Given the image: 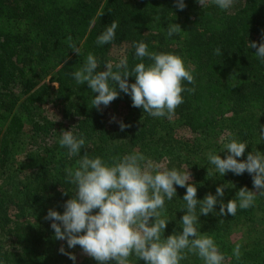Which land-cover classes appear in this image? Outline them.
Returning a JSON list of instances; mask_svg holds the SVG:
<instances>
[{
  "label": "trees",
  "instance_id": "16d2710c",
  "mask_svg": "<svg viewBox=\"0 0 264 264\" xmlns=\"http://www.w3.org/2000/svg\"><path fill=\"white\" fill-rule=\"evenodd\" d=\"M184 2L186 7L180 10L177 0H0V165L25 126L33 136L31 149L18 169L25 172V183L0 186V229L12 221L5 213L12 206L17 209L16 220L34 219L30 224L32 233L18 238L0 237V264L68 263L59 251L63 241L54 238L52 221L45 219L50 208L62 213L64 202L73 196L72 192L63 194V189L74 188L65 179L64 169L74 166L79 157L70 158L67 148L60 147L62 130H70L78 138L84 136L86 145L81 155L86 150L89 156H100L109 163L113 156L135 151L152 161H166L168 169L175 163L179 168L192 158L195 166L190 182L197 187L198 200L208 193L215 195L217 186L223 184L228 185L222 197L225 202L235 198L240 187L255 190L250 174L229 171L222 177L206 157L210 151L222 158L228 154L227 150L220 151L226 142L220 119L227 114H231L230 124L234 126L232 136L248 143L237 159L246 160L252 150L264 153L259 130L247 119L251 112L264 114V63L257 59L256 49L248 46L251 41L261 42L264 0H234L227 10L211 0L205 8L198 0ZM113 21L118 24L115 39L98 45L97 37ZM170 21L182 29L172 37L167 36ZM69 34L80 48V55L68 48L65 39ZM134 41H143L152 52L176 54L186 68L193 70L195 83L182 81V86L195 88V92L181 93L183 103L170 119L154 118L142 108L133 107L131 96L120 91L117 84L119 112L114 120L106 122L103 105L100 110L91 107L98 93H92L87 82L78 85L72 76L89 53L100 64L97 70H106V56L114 48L118 58L113 63L127 56L131 70L141 62L135 57ZM216 48L221 49V55L214 53ZM143 62L152 63L148 58ZM128 80L134 83L135 77L129 76ZM43 102L61 104V120L45 115ZM121 121L127 125L123 131ZM176 125L188 129L193 137L176 135ZM175 187L176 196L165 200V215L170 219L165 237L174 230L182 231L179 220L187 211L180 210L185 204L182 198L186 187ZM219 206L215 205L216 212ZM199 221V231L214 239L225 256L224 264H264V243L258 233L250 236L251 232H245L247 236L237 242L229 237L230 226L235 223L248 229L264 226V196H258L248 209L238 208L235 216L201 214ZM237 243L242 253L239 261L233 256ZM130 259L132 264H145L135 257ZM85 264L99 262L91 258ZM181 264L204 262L189 254Z\"/></svg>",
  "mask_w": 264,
  "mask_h": 264
},
{
  "label": "clouds",
  "instance_id": "9594fccd",
  "mask_svg": "<svg viewBox=\"0 0 264 264\" xmlns=\"http://www.w3.org/2000/svg\"><path fill=\"white\" fill-rule=\"evenodd\" d=\"M202 8L208 0H198ZM211 3L227 10L234 0H211ZM176 7L183 10L184 0H177ZM118 24L113 21L98 37L96 43L104 45L115 39ZM177 23L169 22L167 36L172 37L181 31ZM68 48L80 55V48L69 34L65 39ZM254 48L257 59L264 63V33L261 42H248ZM135 57L141 62L129 70L127 56L118 62H106V70L98 71L100 65L92 53H89L82 67L72 73L76 83L87 82L92 93H98L91 100V107L97 110L108 106L118 98L119 90L131 96L132 106L142 108L144 113L154 118H171L175 109L183 103L182 92H195V88L185 89L182 81L194 84L193 70L186 68L183 59L173 53L152 52L143 41L133 42ZM221 55V49L214 50ZM143 58L152 63L146 65ZM134 76L135 82L129 83L128 77ZM112 82L111 85L109 82ZM90 107V108H91ZM113 119H115L113 117ZM56 121V120H55ZM54 121V122H55ZM120 130L127 125L119 122ZM260 141L264 140V128L259 130ZM220 151L227 150L226 158L216 152H208L207 160L215 167L216 172L224 177L231 171L235 175L245 172L251 175L253 188L240 187L235 198L225 202V188L219 185L215 195L208 193L203 199H197V187L191 183V173L155 163L143 153L135 151L130 154L111 157V163L102 157H91L85 150V138H78L70 130H62L58 143L67 148V155L79 157L75 165L64 169L65 179L74 186L72 191L63 189V194L72 192L73 196L64 202L61 213L50 208L45 219L51 220L54 238L67 242L68 248L80 246L83 253L95 259L99 264H132L131 257L145 261V264H181L189 254L198 256L204 264H224L225 256L220 252L211 236L199 231V216L210 213L217 216H235L237 209H248L254 206L258 196H264V153L248 152L246 160H238L246 150L247 142H240L228 134L222 138ZM209 171L207 176H209ZM186 187L182 198L186 209L179 220L182 231H173L164 236L167 223L165 200L171 201L176 196V187ZM232 187H235L232 184ZM218 197L221 198L218 200ZM219 203V211L215 205ZM197 207L199 211L197 212ZM96 210V211H94ZM154 218V219H152ZM60 253L75 261L76 255L66 251L63 245ZM233 256L241 259V245L233 248Z\"/></svg>",
  "mask_w": 264,
  "mask_h": 264
},
{
  "label": "rangeland",
  "instance_id": "374dc122",
  "mask_svg": "<svg viewBox=\"0 0 264 264\" xmlns=\"http://www.w3.org/2000/svg\"><path fill=\"white\" fill-rule=\"evenodd\" d=\"M117 49L114 48L112 51H110L107 56L106 60L107 62L111 61L114 62L118 58ZM41 108L45 115L48 117L55 119V120H61L62 118V112L61 104H53L52 102H43L41 105ZM103 111L105 112L106 116V122H109L111 120H114L113 117L117 116V111L119 112V104L114 100L111 102L108 106H103ZM117 113V114H116ZM248 122L251 124H255L257 130H260L261 128H264V114L260 111L257 112H251L247 115ZM231 120V114H227L226 116L222 117L220 119V126H221V135L224 137H227L228 134L233 135V128L230 124ZM3 124H0V141L3 136ZM176 135L178 136H184V137H193V134L186 128L182 126L176 125ZM259 134V133H258ZM32 133L30 132V129L28 126H25L23 129V134L20 136L16 143L10 145L9 147V153L6 157V160L0 165V186H4L5 184H11L12 186H20L25 183V172H20L18 169L21 166V164L24 161L25 154L31 149V141H32ZM260 139V136H259ZM264 141V140H261ZM86 145V144H85ZM162 148L160 150V155L163 154L165 151ZM177 151H181L180 149H176ZM155 163H160L164 166H166V161L163 160H155L153 161ZM194 161L192 158H188L178 167L175 165L171 166L170 168H178L177 170L185 171L188 169V171L191 173V177L194 176ZM176 186V185H174ZM178 186V185H177ZM180 188V186H178ZM16 212L17 209L12 206V208L5 209V213L11 216L12 221L4 228L0 229V237L1 236H9L12 238H18V236H24L27 233H32L33 229H30V224L34 223V219L29 217L27 220L19 221L16 220ZM16 220V221H15ZM14 221V222H13ZM13 222V223H12ZM259 230V231H258ZM230 239L232 242H237L244 237L247 236V234L250 236L258 233L259 240L264 243V226H257L255 229H248L244 228L240 223H235L230 226ZM247 232V234L245 233ZM4 234V235H3ZM61 245L64 246L66 251L72 252L76 255V260L73 261L69 259L67 255L64 254V258L68 261L67 264H85L87 260L91 259L88 255L84 254L82 249L79 245H77L74 248H68L67 242L63 241ZM61 245L59 247H61ZM59 255V252L57 253ZM134 257V256H133ZM63 264V263H62Z\"/></svg>",
  "mask_w": 264,
  "mask_h": 264
}]
</instances>
